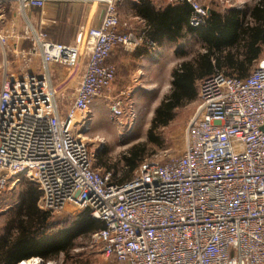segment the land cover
Segmentation results:
<instances>
[{
	"label": "built area",
	"instance_id": "2783aa9c",
	"mask_svg": "<svg viewBox=\"0 0 264 264\" xmlns=\"http://www.w3.org/2000/svg\"><path fill=\"white\" fill-rule=\"evenodd\" d=\"M123 1L0 0V52L15 57L0 87V196L27 180L40 193L39 209L87 210L102 224L92 244L118 264H264V56L247 77L215 72L200 81L178 157L144 160L122 182L94 166L85 134L91 104L115 79L108 58L143 40L120 21ZM51 2L101 7L97 29L87 25L71 42L54 39L30 16ZM169 2L189 5L193 28L208 16L199 0ZM9 11L20 16V32Z\"/></svg>",
	"mask_w": 264,
	"mask_h": 264
},
{
	"label": "rangeland",
	"instance_id": "374dc122",
	"mask_svg": "<svg viewBox=\"0 0 264 264\" xmlns=\"http://www.w3.org/2000/svg\"><path fill=\"white\" fill-rule=\"evenodd\" d=\"M254 1L219 0L215 10L221 14H225L231 9L244 11ZM121 10V13H124L126 16V7L124 8L123 6ZM14 12H7V19H14L20 32L22 28L21 19ZM39 14L35 13V11L30 13V16L34 19V25L40 24ZM120 18L121 22L126 23L127 29L132 28L133 23L124 21L121 15ZM15 41L14 39L12 45L10 44V49H12ZM26 43L28 42L23 41L20 46L23 45V48H28L27 46L29 45ZM201 46H203V42L201 44L189 45L187 48L188 53H184L182 58L190 60L196 51H201ZM12 71H15V57L13 53L6 51L3 54L0 52V87L4 75ZM199 83H197L198 86ZM112 85L109 88L110 90ZM169 87L170 85L156 87L149 92L151 94H146L147 96L143 94L136 97H133L131 94H110L107 100L104 99L101 102L100 108L95 112L93 111L89 131L85 134L96 169H99L101 173L111 172L118 180L119 178H124V174L129 172V167L126 165L124 157L129 156L128 152L130 149L142 148L141 162L144 160L164 161L167 157L175 158L183 153L186 146V127L195 112L197 100L177 109L174 119L167 126L153 131V140H150L148 137L153 112L161 102L163 96L168 93ZM70 93L66 91L63 94L64 96H62L63 110L69 105V100L71 99ZM115 102L120 103L122 111L120 116H115L111 111V107ZM133 172L132 174L130 173L131 177ZM28 184L30 182L22 180L13 187L9 185L11 188L0 196L1 230L4 229L8 213L19 206L22 193L28 188ZM36 206L38 208L37 203ZM81 212L71 208V211L65 209L59 213L52 214L51 230L32 247L44 254V259L40 257L43 261L42 264H90L88 259H90L92 264H118L112 259L103 257L98 247L92 244V232L80 231L76 216Z\"/></svg>",
	"mask_w": 264,
	"mask_h": 264
},
{
	"label": "trees",
	"instance_id": "16d2710c",
	"mask_svg": "<svg viewBox=\"0 0 264 264\" xmlns=\"http://www.w3.org/2000/svg\"><path fill=\"white\" fill-rule=\"evenodd\" d=\"M171 4H180L190 11L186 3ZM175 27L171 23L168 32L177 34ZM187 32L200 38L203 46L190 60L181 61L172 69L169 91L155 108L150 121V140H153V131L167 126L174 119L177 109L197 100V83L205 77L215 72L237 78L249 75L258 59L264 56V0H255L244 11L231 9L221 14L215 8L208 9L204 23L197 28L189 26L187 19ZM148 39L155 42L151 36ZM128 153L124 161L129 172L124 174V178L118 179L120 182L130 179L141 162L142 148L130 149ZM39 196L37 187L28 184L19 206L8 213L0 235V245L5 248L0 252V260H4V257L14 259L10 261V264H14L20 262L21 258H43L44 254L32 247L51 230L52 214L36 208ZM76 219L80 231L93 233L102 227L101 223L90 217L87 210L79 213Z\"/></svg>",
	"mask_w": 264,
	"mask_h": 264
},
{
	"label": "crops",
	"instance_id": "0c3cea01",
	"mask_svg": "<svg viewBox=\"0 0 264 264\" xmlns=\"http://www.w3.org/2000/svg\"><path fill=\"white\" fill-rule=\"evenodd\" d=\"M199 1L208 9H216L219 0ZM123 6L126 7V16L121 13ZM190 11L189 8L186 9L180 4H171L169 0H125L119 5V19L121 15L124 21L133 23L132 28L128 30L143 40L137 49L125 50L118 47L112 51L108 62L116 68L114 83L111 90L106 91L103 97L91 104L89 109L91 117L93 111H97L101 102L104 99L107 100L110 94H131L136 97L151 94L149 92L156 87L170 85L171 71L179 62L184 61L182 55L188 53V46L202 43L200 38L187 32ZM35 13H40L38 17L41 27L51 37L70 42L76 38L80 29L87 25L97 29L101 19V7L95 9L87 3L80 2H51L46 4L42 12L35 11ZM169 23L175 24L177 34L168 32ZM146 33L151 35L147 36ZM150 36L155 40V42L152 41L155 44L153 49L146 42L150 40L148 39ZM12 42L10 40L11 45ZM56 72L58 73L56 77H59L64 70ZM76 85L75 81L73 87ZM67 210L71 211V208L68 207ZM2 249L5 248L0 245V252ZM10 261L14 259L4 257V260H0V264H10ZM88 262L92 264L90 259Z\"/></svg>",
	"mask_w": 264,
	"mask_h": 264
}]
</instances>
